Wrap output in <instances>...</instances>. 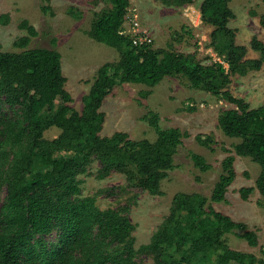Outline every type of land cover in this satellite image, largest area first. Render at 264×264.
<instances>
[{
	"label": "trees",
	"instance_id": "obj_1",
	"mask_svg": "<svg viewBox=\"0 0 264 264\" xmlns=\"http://www.w3.org/2000/svg\"><path fill=\"white\" fill-rule=\"evenodd\" d=\"M107 1L110 6L96 15L89 32L119 49L121 57L99 67L82 111L70 105L61 52L28 47L38 34L28 20L21 24L28 33L14 42L21 50L0 51V264H138L140 253L157 264H264V257L228 242V234L235 233L258 245L257 230L212 204L226 198L237 177L236 155L261 165L256 186L241 187L242 197L247 199L255 188L264 196V103L252 107L226 88L232 74L245 75L264 65V41L254 36L251 44L259 56L247 57V47L237 43L229 25L235 16L229 0H203L202 16L214 25L211 45L223 57L203 63L194 54L153 48L152 42L135 45L131 34L121 32L130 0ZM161 1L182 6L195 0ZM42 8L50 10V3ZM171 75L185 76L191 87L231 102L220 113L219 125L239 141L222 160L211 196L177 192L150 242L136 247L128 206L101 208L96 194L82 193L79 175L99 160V178L118 171L132 186L163 193L161 182L174 168V155L189 133L163 127L159 112L149 110L144 119L156 131L155 140L134 139L124 131L103 136L100 108L118 83L156 85ZM50 126L61 129L53 139L44 135ZM196 138L211 149L216 142L211 134ZM190 157L202 171L211 168L203 154L191 151ZM54 232L56 238L47 241L45 236Z\"/></svg>",
	"mask_w": 264,
	"mask_h": 264
},
{
	"label": "rangeland",
	"instance_id": "obj_2",
	"mask_svg": "<svg viewBox=\"0 0 264 264\" xmlns=\"http://www.w3.org/2000/svg\"><path fill=\"white\" fill-rule=\"evenodd\" d=\"M202 1L177 6L161 0H130L129 8L138 14L142 27L152 35L153 48L170 47L194 54L200 62L211 63L223 60V57L211 45L214 25L202 16ZM46 3L51 6L48 11L42 8ZM229 4L235 13L229 25L236 31L237 43L247 47V57H258L259 51L252 47L251 42L254 36L264 41V26L261 23L264 0H229ZM109 6L107 0H0V51L21 50L14 42L28 33L21 25L28 20L38 31L28 47H50L61 52L62 71L67 77L65 87L72 97L70 105L82 111L99 67L121 57L119 49L98 41L89 32L96 15ZM226 88L244 98L252 107L262 105L264 65L245 75L232 74ZM232 106L220 95L191 87L185 76H166L156 85L134 82L116 84L100 108L104 114L101 135L112 136L117 131H124L134 139L155 140L156 131L144 119L149 110H155L160 114L163 127H179L189 136L184 137L178 146L174 168L161 182L163 193L154 194L132 186L125 174L118 171L99 178V160L79 175L82 193L96 194L101 208L128 206L130 219L135 225L136 247L150 242L169 214L177 192H200L211 196L222 173V160L239 141V138L225 134L219 125L220 113ZM60 132L59 127L50 126L44 135L53 139ZM198 133L214 136L216 142L213 149L199 143L196 138ZM191 151L203 154L211 168L202 171L197 167L190 157ZM235 165L237 177L229 186L226 198L212 204L257 230L258 245L249 244L235 233L228 234L229 245L264 257L261 251V246H264V196L257 188L247 199L240 193L243 186H256L261 165L244 155H236ZM5 194L6 187L2 196ZM55 238V232L45 236L47 241ZM137 261L138 264H157L152 256L145 253L138 254Z\"/></svg>",
	"mask_w": 264,
	"mask_h": 264
},
{
	"label": "built area",
	"instance_id": "obj_3",
	"mask_svg": "<svg viewBox=\"0 0 264 264\" xmlns=\"http://www.w3.org/2000/svg\"><path fill=\"white\" fill-rule=\"evenodd\" d=\"M121 32L131 34L135 45L151 43L153 41L152 35L149 32H146V30L142 27L138 14L131 8H129L126 13L124 27Z\"/></svg>",
	"mask_w": 264,
	"mask_h": 264
}]
</instances>
